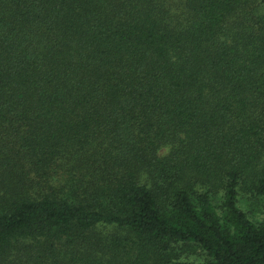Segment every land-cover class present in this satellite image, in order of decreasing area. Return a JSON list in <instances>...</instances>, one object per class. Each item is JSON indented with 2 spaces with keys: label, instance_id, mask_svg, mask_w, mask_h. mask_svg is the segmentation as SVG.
<instances>
[{
  "label": "trees",
  "instance_id": "16d2710c",
  "mask_svg": "<svg viewBox=\"0 0 264 264\" xmlns=\"http://www.w3.org/2000/svg\"><path fill=\"white\" fill-rule=\"evenodd\" d=\"M247 203L264 0H0V264H264Z\"/></svg>",
  "mask_w": 264,
  "mask_h": 264
},
{
  "label": "rangeland",
  "instance_id": "374dc122",
  "mask_svg": "<svg viewBox=\"0 0 264 264\" xmlns=\"http://www.w3.org/2000/svg\"><path fill=\"white\" fill-rule=\"evenodd\" d=\"M248 204V203H247ZM243 208L245 209V211H247V212H251L252 214L251 215H255V220L256 221H259V220H261L263 217H264V215H263V211L261 210V209H263V208H261L260 207V209L259 208H253V207H251L250 206V204H248V205H243ZM253 210V211H252ZM250 215V214H249ZM250 215V216H251ZM201 260V258H200V256H199V258L198 257H196V256H193V257H191L190 259H189V261H191V262H199Z\"/></svg>",
  "mask_w": 264,
  "mask_h": 264
}]
</instances>
